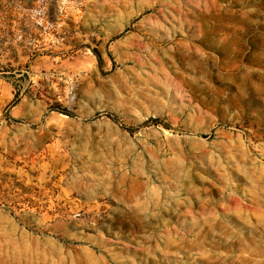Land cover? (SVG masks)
<instances>
[{"label":"rangeland","instance_id":"1","mask_svg":"<svg viewBox=\"0 0 264 264\" xmlns=\"http://www.w3.org/2000/svg\"><path fill=\"white\" fill-rule=\"evenodd\" d=\"M0 264H264V0H0Z\"/></svg>","mask_w":264,"mask_h":264}]
</instances>
